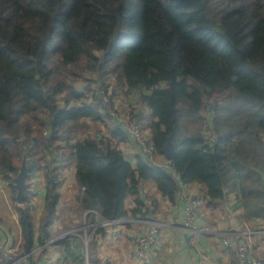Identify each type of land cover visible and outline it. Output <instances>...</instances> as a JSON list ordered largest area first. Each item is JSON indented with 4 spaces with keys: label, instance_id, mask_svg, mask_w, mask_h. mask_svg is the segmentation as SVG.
Returning <instances> with one entry per match:
<instances>
[{
    "label": "trees",
    "instance_id": "obj_1",
    "mask_svg": "<svg viewBox=\"0 0 264 264\" xmlns=\"http://www.w3.org/2000/svg\"><path fill=\"white\" fill-rule=\"evenodd\" d=\"M88 75L98 89L113 81L139 92L151 118L135 119L158 156L172 135L168 169L141 155L131 164L118 148L128 138L121 128L87 132L88 120L107 117ZM72 162L80 206L99 220L126 217L125 198L148 180L169 200L191 182L208 203L238 192L247 215L264 220V0H0V177L16 193L25 163L27 247L30 178L43 168V232L60 168ZM136 205L134 216L145 213Z\"/></svg>",
    "mask_w": 264,
    "mask_h": 264
},
{
    "label": "crops",
    "instance_id": "obj_2",
    "mask_svg": "<svg viewBox=\"0 0 264 264\" xmlns=\"http://www.w3.org/2000/svg\"><path fill=\"white\" fill-rule=\"evenodd\" d=\"M125 96L127 104L134 106L138 116L148 124L150 111L140 103L139 92L126 93ZM143 129L147 137H152L149 127ZM87 132L97 137L111 133L110 130L97 133L95 128H89ZM83 137L84 134L81 138L77 136L78 139ZM118 148L131 164H136L140 148L135 139L128 137L118 144ZM159 158L161 162L167 160L165 155ZM75 166L76 162H72L68 167L60 168L55 218L43 232L40 231V222L47 189L43 168L30 178L27 194L34 233L28 247L18 210L24 206L25 199L18 202L6 179L0 177V264H7L4 254L7 248L16 249L21 254L37 249L21 264H83L85 255L92 264H144L135 254L133 236L148 234L151 224L101 226V220L93 212L88 213L80 206L78 197L81 187L75 178ZM187 199L197 202L196 223L206 231L199 237L196 246L190 244L188 233L182 228L181 216ZM137 200L143 201L140 209L145 213L137 212L135 217L159 223L155 244L158 255L152 264H235L234 248L240 240L247 241L251 255L264 260V232H257L249 239L239 237V233L247 228H264V220L247 215L238 192H224L222 200L208 203L201 184L191 182L180 184L173 200H169L161 195L152 181H142L138 194L125 198L126 217L134 216L131 211L136 208ZM225 240L228 245H225Z\"/></svg>",
    "mask_w": 264,
    "mask_h": 264
},
{
    "label": "built area",
    "instance_id": "obj_3",
    "mask_svg": "<svg viewBox=\"0 0 264 264\" xmlns=\"http://www.w3.org/2000/svg\"><path fill=\"white\" fill-rule=\"evenodd\" d=\"M105 88L98 89L96 91L93 90V97L100 98V106L101 111L107 116V119L114 122L113 125H120L121 129L125 131L128 137H131L136 140L140 148V155L145 159L147 163H149L153 167H168V160L165 162H161L159 156L155 153L153 149V145L149 141V137L145 135L136 121L135 116L131 113L122 115L117 112L115 107V100L113 96H107L106 94V86ZM114 128V127H113ZM211 136V134H209ZM104 137V136H102ZM213 138V136H211ZM197 210L198 204L195 200L187 199L182 211V228L188 233L189 242L192 246H196L199 237L204 234L206 231L202 229L196 223L197 218ZM126 223H134V224H151V228L148 234L137 233L133 236V242L136 245V256L144 263V264H152L153 260L158 255V250L156 249V239L158 236V224L150 221L145 217H120L115 219H106L101 220V226H107L112 224H126ZM95 225L91 224V226ZM257 232H264V228L261 229H249L242 231L239 233V237L242 239H249L253 234ZM225 245L227 241H224ZM37 249H31L25 254H21L13 248L5 249V256L7 257V264H21L22 262H26L30 255L36 252ZM203 258H205L204 254H201ZM234 259L235 264H264V260L255 257L250 254L247 246V241L240 240L234 248ZM83 264H92L88 257L85 255Z\"/></svg>",
    "mask_w": 264,
    "mask_h": 264
},
{
    "label": "rangeland",
    "instance_id": "obj_4",
    "mask_svg": "<svg viewBox=\"0 0 264 264\" xmlns=\"http://www.w3.org/2000/svg\"><path fill=\"white\" fill-rule=\"evenodd\" d=\"M87 79H89V82L92 86H95V87H93V90H94L97 87V84H96L97 78L94 75H88ZM84 82H85V80L81 81V83H84ZM96 90H98V88H96L94 91H96ZM106 90H107L106 91L107 96H109V97L113 96L114 97L115 107H116L117 112H119V114L125 115L128 113H131L132 115L135 116L137 111H136V109H134L135 108L134 106L127 104L128 103V101L126 100L127 96H125L126 92H122L121 89L116 86V84L114 85L113 81H110L109 83L106 84ZM101 113H102V118H103L104 113L102 111H101ZM87 124H90V128H95L98 131L97 133H101V132L105 133L103 131H109L110 129H113V127L114 128L115 127L121 128L120 125H113L114 122L109 120V119H107L106 123H100V122H98V120H96L94 122L88 120ZM138 126H140V124ZM105 129H108V130H105ZM141 131L146 135L143 128L141 129ZM83 134L84 133H79L78 135H80V138H81ZM102 136H104V135H102Z\"/></svg>",
    "mask_w": 264,
    "mask_h": 264
},
{
    "label": "water",
    "instance_id": "obj_5",
    "mask_svg": "<svg viewBox=\"0 0 264 264\" xmlns=\"http://www.w3.org/2000/svg\"><path fill=\"white\" fill-rule=\"evenodd\" d=\"M236 77H233V80H235ZM172 135L169 136L167 139L165 145H164V154L168 161H171L173 158L174 153V146L171 141ZM27 175V168L25 163H22L21 168L19 170L18 175L14 178V185L16 189V199L18 202H22L25 199V189H26V183L25 178Z\"/></svg>",
    "mask_w": 264,
    "mask_h": 264
}]
</instances>
